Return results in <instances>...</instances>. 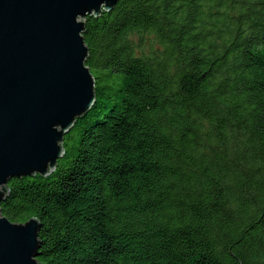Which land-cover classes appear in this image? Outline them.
Segmentation results:
<instances>
[{"label":"trees","instance_id":"obj_1","mask_svg":"<svg viewBox=\"0 0 264 264\" xmlns=\"http://www.w3.org/2000/svg\"><path fill=\"white\" fill-rule=\"evenodd\" d=\"M82 37L95 104L0 201L37 261L264 264V0H118Z\"/></svg>","mask_w":264,"mask_h":264},{"label":"water","instance_id":"obj_2","mask_svg":"<svg viewBox=\"0 0 264 264\" xmlns=\"http://www.w3.org/2000/svg\"><path fill=\"white\" fill-rule=\"evenodd\" d=\"M117 2L0 0V201L11 178L55 170L64 136L95 104L84 19ZM39 229L35 218L12 223L0 214V264H43Z\"/></svg>","mask_w":264,"mask_h":264}]
</instances>
